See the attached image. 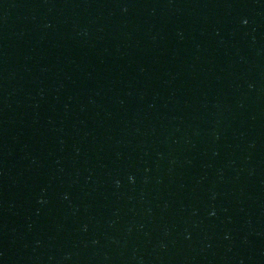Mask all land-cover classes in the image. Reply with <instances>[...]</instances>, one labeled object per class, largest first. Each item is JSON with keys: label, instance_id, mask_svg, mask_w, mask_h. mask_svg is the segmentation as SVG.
Segmentation results:
<instances>
[{"label": "water", "instance_id": "obj_1", "mask_svg": "<svg viewBox=\"0 0 264 264\" xmlns=\"http://www.w3.org/2000/svg\"><path fill=\"white\" fill-rule=\"evenodd\" d=\"M71 0H0V264H73Z\"/></svg>", "mask_w": 264, "mask_h": 264}]
</instances>
